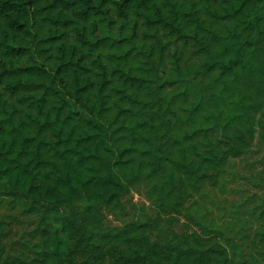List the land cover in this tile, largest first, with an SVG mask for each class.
<instances>
[{
  "label": "trees",
  "instance_id": "trees-1",
  "mask_svg": "<svg viewBox=\"0 0 264 264\" xmlns=\"http://www.w3.org/2000/svg\"><path fill=\"white\" fill-rule=\"evenodd\" d=\"M112 12L135 21L141 34L140 43L107 61L96 22L111 24ZM248 30L264 33V0H0V178L33 209L46 208L41 264L62 263L75 234V219L62 210L81 201L79 222L96 264L218 259L216 249L183 241L156 247L147 237L150 223L106 231L101 208L120 205L127 191L121 176L136 166L134 151L145 147L142 157H151L150 175L157 174L165 162L160 131L180 132L190 157L169 159L191 176L239 156L264 132V103L250 102L254 81L245 61L255 43ZM138 52L148 60L170 56L178 75L171 83L176 109L170 102L162 112L149 104L155 71L146 73ZM206 80L211 91L219 87V96L193 90ZM158 179L169 185L161 209L177 208L175 176Z\"/></svg>",
  "mask_w": 264,
  "mask_h": 264
},
{
  "label": "rangeland",
  "instance_id": "rangeland-1",
  "mask_svg": "<svg viewBox=\"0 0 264 264\" xmlns=\"http://www.w3.org/2000/svg\"><path fill=\"white\" fill-rule=\"evenodd\" d=\"M109 17L111 24L108 22L107 26L96 22L106 38L101 51L107 61L113 59V54L122 55L137 45L141 34V31H135V21L121 19L114 12ZM132 33L135 38L127 36ZM245 34L255 43L245 61L254 81L250 102L261 106L264 103V33L256 36L255 32L248 30ZM136 58L143 60L142 66L147 68L148 75L155 71L154 82L145 95L149 104L156 103L162 112V107L170 102L176 109L178 103L171 98L172 86L176 85L171 83L178 75L170 56L166 54L162 58L155 54L154 59L148 60L143 52H138ZM208 84L206 80L193 90L206 96H219V87L211 91ZM179 133H158V146L163 150L164 164L168 167L164 168L163 164L155 176L149 171L151 157H142L145 147L141 149L142 154L140 150L132 153L136 157V166L127 168L125 175L121 176L127 191L122 194L120 205L101 208L103 229L120 231L135 222L150 223L147 237L158 248L183 241L199 249H216L214 256L217 255L218 259L213 264H264V132L253 140L249 139L239 156L225 159L206 172L204 169L196 171L194 176L185 175L179 163L174 166L169 159L185 154L186 158L190 157L188 146ZM157 140L154 139L155 148ZM127 143L126 137L116 150L119 152ZM163 160L162 157L161 162ZM160 175L167 180L175 176L172 196L178 203L177 208L161 209V195L169 185L160 182ZM45 210L44 205L33 209L30 200L0 178V260L8 264L42 263L47 251L42 222ZM83 212V201L62 210L65 218L75 219V234L61 264H96L93 262L94 248L79 222Z\"/></svg>",
  "mask_w": 264,
  "mask_h": 264
}]
</instances>
